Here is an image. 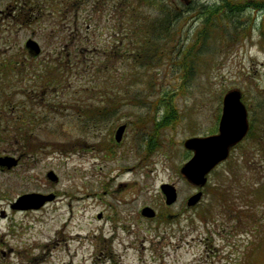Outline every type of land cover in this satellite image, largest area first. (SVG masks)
Returning a JSON list of instances; mask_svg holds the SVG:
<instances>
[{"label":"rangeland","instance_id":"obj_1","mask_svg":"<svg viewBox=\"0 0 264 264\" xmlns=\"http://www.w3.org/2000/svg\"><path fill=\"white\" fill-rule=\"evenodd\" d=\"M31 1L38 18H0V154L21 149L29 163L0 170V264H264V9L234 13L236 28L224 19L202 41L193 9L167 35L134 32L170 0ZM231 88L248 132L193 185L180 174L184 140L217 132ZM164 182L176 187L169 204ZM32 190L56 197L9 208Z\"/></svg>","mask_w":264,"mask_h":264},{"label":"water","instance_id":"obj_2","mask_svg":"<svg viewBox=\"0 0 264 264\" xmlns=\"http://www.w3.org/2000/svg\"><path fill=\"white\" fill-rule=\"evenodd\" d=\"M35 41H27V44ZM30 45V44H29ZM37 47V46H36ZM249 123L247 108L241 100V91L238 88H231L225 92L222 98V112L220 115L216 133L204 136H192L184 140V146L192 150V156L180 167V173L191 184L202 186L207 180L208 172L219 162L226 159L232 146L240 141L248 131ZM125 124L118 126L115 138L120 140ZM51 179H56L53 171L47 173ZM161 190L165 195V202L171 203L176 199V189L173 184L162 183ZM201 190L192 194L187 204L192 205L201 197ZM53 194L28 193L17 199L19 207H39L45 200H49ZM141 213L152 216L154 210L144 206Z\"/></svg>","mask_w":264,"mask_h":264},{"label":"trees","instance_id":"obj_3","mask_svg":"<svg viewBox=\"0 0 264 264\" xmlns=\"http://www.w3.org/2000/svg\"><path fill=\"white\" fill-rule=\"evenodd\" d=\"M159 0L158 2H160ZM168 5H164L156 18L147 26V28L138 23L134 28V32L137 33V29L140 32L145 28L148 34H152L155 37H160L162 34L170 33V28L174 27L179 21V19L184 14L185 10L193 9L197 11V14L203 17L202 27L197 33V38L199 40H206L209 36L211 37L212 31L221 32L220 30L227 25L224 22V19H230L231 16L239 11H242L244 8L247 9H264V0H220V3L217 5H208L205 3H198L197 0H191L189 4L182 3L181 1L175 0L174 3L168 2ZM251 7V8H250ZM192 11V12H193ZM139 20H134L133 24ZM233 26L236 28L235 21ZM156 31V34H155ZM168 117V116H167Z\"/></svg>","mask_w":264,"mask_h":264},{"label":"flooded vegetation","instance_id":"obj_4","mask_svg":"<svg viewBox=\"0 0 264 264\" xmlns=\"http://www.w3.org/2000/svg\"><path fill=\"white\" fill-rule=\"evenodd\" d=\"M33 7H34V5L32 4L31 0L30 1L29 0H20L19 2L17 0H13L12 5H11V3H6V4L1 3L0 4V18L4 19L5 18L4 16H7V17H12L15 20H22L24 22H29L33 18H38V16L41 14V12H39L37 14L34 13L32 11ZM34 8H36V7H34ZM29 39L36 40L40 46V49H37V47L35 48V44H33L32 42H29L30 45L27 44V41ZM24 45L26 47V50L32 55L33 58H37L41 55V52H42L41 44L35 38V36H33V35L27 36L24 39ZM30 63H32V62H30ZM7 72L5 70L6 74H7ZM8 74H9V72H8ZM7 82H13L12 80L8 79V75H7ZM20 150H17V151L8 150V151L0 154V170H3V171L7 170V171L11 172L13 169L19 167L20 165L28 166L29 163L24 160V152L20 151ZM46 175H47V173H46ZM21 179H23V178L21 177ZM27 193L47 194V193H54V192H50V191L47 192L45 190H43V191L42 190L22 191L20 194L16 195L15 198H12L9 201V203H8L9 208L11 210H14V211L27 210V209H39V208L44 207L49 201L54 200L56 197V194L54 193L53 199L46 201L43 205H41L38 208H34V207L29 208V207L17 206L16 205L17 204V198L20 195L27 194ZM5 212H6L5 208H0V219H2V217H7V214Z\"/></svg>","mask_w":264,"mask_h":264}]
</instances>
